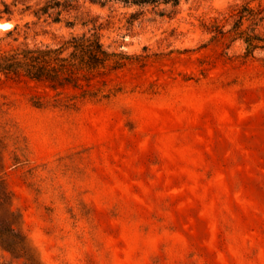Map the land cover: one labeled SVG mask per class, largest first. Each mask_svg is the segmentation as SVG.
Instances as JSON below:
<instances>
[{
  "label": "rangeland",
  "instance_id": "obj_1",
  "mask_svg": "<svg viewBox=\"0 0 264 264\" xmlns=\"http://www.w3.org/2000/svg\"><path fill=\"white\" fill-rule=\"evenodd\" d=\"M16 1L31 5L18 41L95 33L130 57L95 99L0 77V221L25 257L264 264V47L247 54L230 32L234 8L264 0H59L58 22L30 13L50 0ZM254 33L264 39V17ZM14 36L0 30V47ZM8 261L24 259L0 247Z\"/></svg>",
  "mask_w": 264,
  "mask_h": 264
},
{
  "label": "trees",
  "instance_id": "obj_2",
  "mask_svg": "<svg viewBox=\"0 0 264 264\" xmlns=\"http://www.w3.org/2000/svg\"><path fill=\"white\" fill-rule=\"evenodd\" d=\"M90 1L100 5H105L108 2L134 5L178 3V0ZM0 3L2 4L0 18L13 23V26L7 30V36L15 35L12 37V44L6 48L0 47V77L5 80H27L46 85L51 89L70 88L78 90V98L95 99L103 92V87L106 86L110 75L122 68L130 58L121 52L108 50L95 33L71 35L55 46L30 43L26 40L18 41L20 23L16 15H24L31 9V5H25L17 11L16 0H13L12 3L1 0ZM60 4L59 0H50L30 13L37 18L46 16L58 22L61 10L55 9ZM233 10L234 12L230 16L236 17V21L230 32L234 38L243 40L247 54L256 47H264V44H259L264 42V39L254 33V26L264 17V7L253 9L243 6ZM244 21L251 22L253 27L242 29ZM24 26L28 28L27 23ZM221 35L223 36V34ZM0 190L4 196L10 195L7 187L1 183ZM0 247L12 258L22 257L24 259L22 264H37L32 258L25 257L27 254L26 241L23 235L8 221H0ZM5 264H11V261Z\"/></svg>",
  "mask_w": 264,
  "mask_h": 264
},
{
  "label": "water",
  "instance_id": "obj_3",
  "mask_svg": "<svg viewBox=\"0 0 264 264\" xmlns=\"http://www.w3.org/2000/svg\"><path fill=\"white\" fill-rule=\"evenodd\" d=\"M8 22H9L8 20H0V29L1 30H8L9 28L2 27L3 25H7Z\"/></svg>",
  "mask_w": 264,
  "mask_h": 264
},
{
  "label": "bare ground",
  "instance_id": "obj_4",
  "mask_svg": "<svg viewBox=\"0 0 264 264\" xmlns=\"http://www.w3.org/2000/svg\"><path fill=\"white\" fill-rule=\"evenodd\" d=\"M7 25H9V27H7V28H11V27L13 26L12 21H9V22L7 23ZM0 30H1V29H0Z\"/></svg>",
  "mask_w": 264,
  "mask_h": 264
},
{
  "label": "snow or ice",
  "instance_id": "obj_5",
  "mask_svg": "<svg viewBox=\"0 0 264 264\" xmlns=\"http://www.w3.org/2000/svg\"><path fill=\"white\" fill-rule=\"evenodd\" d=\"M2 27H9V25H3Z\"/></svg>",
  "mask_w": 264,
  "mask_h": 264
}]
</instances>
